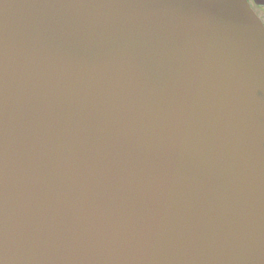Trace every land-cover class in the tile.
Listing matches in <instances>:
<instances>
[{
	"label": "water",
	"instance_id": "obj_1",
	"mask_svg": "<svg viewBox=\"0 0 264 264\" xmlns=\"http://www.w3.org/2000/svg\"><path fill=\"white\" fill-rule=\"evenodd\" d=\"M0 264H264L247 0H0Z\"/></svg>",
	"mask_w": 264,
	"mask_h": 264
},
{
	"label": "flooded vegetation",
	"instance_id": "obj_2",
	"mask_svg": "<svg viewBox=\"0 0 264 264\" xmlns=\"http://www.w3.org/2000/svg\"><path fill=\"white\" fill-rule=\"evenodd\" d=\"M248 2H249V4H250V6L252 7V9L254 10V12L258 15V13L256 12V10H255V7L253 6V3H254V5L255 6H257V7H259V8H264V0H252L253 1V3L251 2V0H247ZM258 17H259V15H258ZM261 20H262V22L264 23V20L261 18V17H259Z\"/></svg>",
	"mask_w": 264,
	"mask_h": 264
},
{
	"label": "rangeland",
	"instance_id": "obj_3",
	"mask_svg": "<svg viewBox=\"0 0 264 264\" xmlns=\"http://www.w3.org/2000/svg\"><path fill=\"white\" fill-rule=\"evenodd\" d=\"M251 2L253 3L252 0H251ZM253 6L255 7V10L258 13L259 17H261L264 20V8H262V7L259 8V7L255 6L254 3H253Z\"/></svg>",
	"mask_w": 264,
	"mask_h": 264
}]
</instances>
